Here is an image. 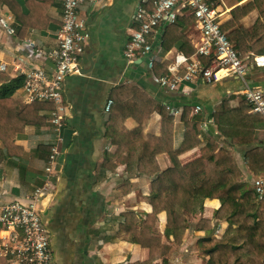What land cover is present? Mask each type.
<instances>
[{
    "label": "crops",
    "instance_id": "0c3cea01",
    "mask_svg": "<svg viewBox=\"0 0 264 264\" xmlns=\"http://www.w3.org/2000/svg\"><path fill=\"white\" fill-rule=\"evenodd\" d=\"M55 1L56 6L49 12V18L55 23L46 30L28 31L24 39L18 36L16 17L6 7L0 8V66L6 68V71H0L2 74L15 79L35 67L48 72L53 70L49 61L31 57L30 49L49 52L56 47L62 25L63 0ZM153 1H84L81 14L87 21L90 41L81 58L80 75L69 77L65 82L67 117L61 130L62 141L57 140V134L48 122L40 130L28 127L25 135L17 141V145L25 150L24 162L5 163L0 167V197L6 201L25 198L43 185L46 175L49 156L39 153L37 148L43 144L57 147V177L53 182L52 203L47 212L55 264H136L150 259L149 250L127 242L126 234L120 231L125 223L123 215L137 214L140 219L137 227H140L146 216L153 212L148 200L153 179L141 174L135 163L140 147L132 158L128 155V142L140 130L141 124L144 132L140 136L153 138L156 144L161 140V154L154 159V167L161 171L174 168L173 157L181 166L198 160L212 141L217 151L226 150L234 158L248 189L255 190L258 181L264 183V178L256 177L246 166L245 148L233 147L214 119V114L222 112L225 105L229 104L235 110L244 101L246 87L241 82L224 78L221 72L218 83H208L201 77H195L191 82H181L178 90L173 92L155 83V79L160 77L153 72V65L166 64L168 69L180 56L188 59L190 64L199 62L203 65L202 58L196 56L201 31L195 21L186 23L182 31L183 37L195 50L190 57L181 50L182 40L169 51L163 49L165 28L152 36V53L133 64L128 63L124 53L133 33L139 29L135 20L137 10L142 7L150 12ZM209 1L221 13L223 27L236 23L235 9L245 7L254 0ZM183 17L185 13L178 16ZM258 19L259 12L254 10L226 33H235L237 41L234 45L242 54L251 47L248 30ZM1 21L14 31L13 35L2 27ZM173 40L177 37L171 38L170 42ZM261 70L251 72L247 80L250 88L264 91V69ZM134 91L137 95L132 98ZM17 94L23 100L20 92ZM110 102L112 110L107 111ZM197 107L202 109L199 114L194 112ZM164 109L174 120L168 126L162 117ZM125 114L130 115L126 120ZM247 118L253 124L254 138L259 146L264 147L263 117L250 113ZM186 119L199 125L201 144L177 156L174 152L183 147L186 139ZM166 147L171 148L173 153L166 152ZM129 158L131 162L127 161ZM221 207L220 200L207 199L200 214L187 215L182 248L172 256L170 264H208L209 256L202 241L209 237L220 240L229 228L228 222L215 218ZM158 218L160 231L164 234L167 214L162 213ZM163 242L169 243L165 237ZM13 246L10 233L0 227V264H20L9 252ZM155 264H163V261Z\"/></svg>",
    "mask_w": 264,
    "mask_h": 264
},
{
    "label": "trees",
    "instance_id": "16d2710c",
    "mask_svg": "<svg viewBox=\"0 0 264 264\" xmlns=\"http://www.w3.org/2000/svg\"><path fill=\"white\" fill-rule=\"evenodd\" d=\"M56 4L55 0H0V8L6 7L16 17L18 36L21 39L30 30L49 29L55 23L49 18V12ZM254 10H258L259 19L248 30L251 47L246 53H241L242 58L251 57L252 54L264 56V0H254L245 7H238L233 11L236 23L231 22L222 27L225 33L233 30L240 20ZM194 21L192 15L185 13V17L178 18L175 25L167 27L162 37L163 49L169 51L182 40L181 50L184 55H193L195 50L186 37H183L182 31L186 23ZM175 37L177 40L170 42ZM228 38L232 44L237 41L235 33L228 35ZM201 60L205 68L210 66L209 58L202 57ZM152 69L156 77L168 74L166 64L153 65ZM160 69L163 70L160 72ZM23 84V76L12 79L0 72V167L5 163L11 165L24 162L25 150L17 145V141L25 135L28 127L38 130L45 128L48 115L55 109L50 103L25 104L17 94ZM136 95L137 93L132 95V98ZM250 113L251 108L244 100L235 110L229 104L225 105L222 112L214 114V119L233 147L245 148L244 162L249 170L256 177L264 178V147L259 146L254 138L253 124L247 118ZM129 116L125 114L124 120ZM162 117L166 126L174 121L165 109ZM142 128L141 124L140 130L130 138L128 155L132 158L140 147L135 163L141 174L153 179L148 198L153 212L146 216L140 227H137L140 222L138 215L127 213L122 216L125 223L120 227V231L126 234L127 242L150 252L147 262L136 264H155L160 260L163 264H170L172 256L182 248L187 230V215L200 214L207 199L222 202L215 218L229 223L222 239L209 237L202 241L209 256L208 264H264V197L259 199L255 190L247 188L245 177L230 153L223 149L217 151L215 143L210 141L198 160L181 166L176 157H173L174 168L161 171L154 167V159L161 154V140L156 144L155 139L140 136L144 132ZM186 130L183 147L174 152L177 156L201 144L199 138L202 131L198 124L186 119ZM167 134L168 132L166 140ZM53 147V144H43L39 145L37 151L50 157ZM164 149L173 153L171 148ZM106 161L110 162L108 159ZM127 161L131 162L130 158ZM162 213L167 214L164 234L160 231L158 218ZM164 237L169 243L163 242Z\"/></svg>",
    "mask_w": 264,
    "mask_h": 264
},
{
    "label": "built area",
    "instance_id": "2783aa9c",
    "mask_svg": "<svg viewBox=\"0 0 264 264\" xmlns=\"http://www.w3.org/2000/svg\"><path fill=\"white\" fill-rule=\"evenodd\" d=\"M85 0H63L62 25L57 35L56 47L49 51H33L31 57L40 61H49L53 65L51 72L35 67L22 73L24 84L18 91L27 105L36 102L53 104L55 109L49 114L48 124L62 141L61 130L67 117V105L64 98L67 78L80 75L81 58L89 45L90 34L87 21L81 14ZM187 13L192 15L201 31L200 43L196 46L198 58H209L210 66L205 68L201 63L190 64L183 56L177 57L174 65L168 68L169 75L155 79L162 89L177 91L183 81L191 82L201 77L208 83H218L219 73L224 78L241 82L244 89V100L251 108V113L264 119V91L250 88L247 78L256 69H264V56L251 55L242 58L240 51L232 44L228 35L222 30L221 13L209 0H155L152 10L139 7L136 30L124 53L128 63L133 64L153 52V35L176 23L178 16ZM1 25L13 35L14 31L5 21ZM0 71H6L0 66ZM112 103L107 106L110 110ZM202 111L195 109V114ZM59 151L54 147L46 167L42 186L22 199L6 201L0 197V227L10 233L14 245L10 253L20 264H55L56 255L52 248L51 233L48 228L47 212L52 203L51 190L57 177V158ZM256 193L259 199L264 197V183L256 182Z\"/></svg>",
    "mask_w": 264,
    "mask_h": 264
},
{
    "label": "rangeland",
    "instance_id": "374dc122",
    "mask_svg": "<svg viewBox=\"0 0 264 264\" xmlns=\"http://www.w3.org/2000/svg\"><path fill=\"white\" fill-rule=\"evenodd\" d=\"M259 70H261V69H259ZM262 70H263V69H262ZM262 70H261V71H262Z\"/></svg>",
    "mask_w": 264,
    "mask_h": 264
}]
</instances>
